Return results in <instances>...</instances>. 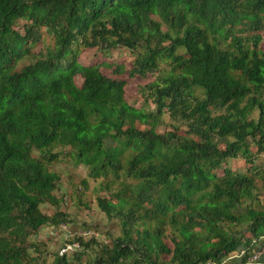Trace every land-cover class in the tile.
Wrapping results in <instances>:
<instances>
[{
    "label": "trees",
    "instance_id": "obj_1",
    "mask_svg": "<svg viewBox=\"0 0 264 264\" xmlns=\"http://www.w3.org/2000/svg\"><path fill=\"white\" fill-rule=\"evenodd\" d=\"M263 27L264 0H0V264H220L240 247L244 259L264 236V203L253 174L221 165L241 158L254 169L249 141L264 152ZM81 47L136 50L128 76L156 72L140 88L154 112L131 107L124 82L103 76L100 64H80ZM164 114L185 134L178 124L157 133ZM59 147L88 178L119 182L95 201L119 219L121 235L106 245L76 233L66 243L73 254L45 263L31 236L70 222L58 209L59 176L46 168ZM259 180L264 194V174ZM43 204L57 209L48 215Z\"/></svg>",
    "mask_w": 264,
    "mask_h": 264
},
{
    "label": "rangeland",
    "instance_id": "obj_2",
    "mask_svg": "<svg viewBox=\"0 0 264 264\" xmlns=\"http://www.w3.org/2000/svg\"><path fill=\"white\" fill-rule=\"evenodd\" d=\"M23 24L19 21V25ZM165 26H162V30H165ZM262 41L260 43L259 49L264 52V27L260 31ZM50 40L45 39V43L48 44ZM45 43H39L34 45L31 49L30 54H36ZM136 50L130 51L125 48H117L114 50H109L103 53L96 47H81L77 54L76 60L82 65H93L100 64L99 71L103 76L108 79L123 81V99L133 108L142 109L147 114L154 112V105L150 101H146V98L142 97V93L147 94L146 90L141 91L140 88L144 87L148 83L152 82L156 76V72L153 74H147L143 78L137 76L129 77L128 72L131 68V63L133 57L136 54ZM180 52V50L178 51ZM29 59H22L19 61L15 67V70L19 69L24 63L28 62ZM169 65L166 63H159V71H167ZM73 81L76 86L81 83V78L76 75L73 77ZM251 119L258 118V112L254 111L250 115ZM179 126L176 129V133L180 135L185 134V125L180 121H174L169 115L164 114L160 118V122L156 127V132L159 134L168 133L169 130L174 129V125ZM137 126L138 123H137ZM141 128L148 129V125H142ZM250 150L253 156V166L254 169H250L241 158L230 159L221 165V168L227 167L232 172L245 173L247 175H254L255 187L257 188V197L260 203H264V194L261 190L259 177L264 174V155L263 152L258 155L255 154L257 147L252 141H249ZM223 148V145H220ZM68 149V148H67ZM65 149V151H67ZM64 149L56 148L55 151L60 153ZM58 154V157L51 162L46 163V168L49 172H55L59 176V186L62 188L59 197L58 209L62 212L68 214L67 222L64 226H59L58 228L52 227L51 225L42 226L39 231L31 236V241L36 242L39 246V255L43 258V261L47 263L51 260L54 253H59L62 248L65 247L67 240L72 239V236L76 233L86 232L85 239H90V235H97L98 239L110 245L112 240L117 236L121 235L120 222L117 217L108 219L107 216L100 210L95 198L110 197V193L115 192L120 188L119 182L108 174L106 177H99L96 179L87 177L86 166L80 162H74L68 155L64 152ZM126 156V154L124 155ZM126 157L123 158V160ZM121 171L119 174L121 175ZM217 175H221L220 170L216 171ZM84 178L86 180V187L80 184V179ZM108 186L109 189H105ZM41 209L48 215H51L57 209L53 205L43 204ZM154 221L152 225H154ZM226 227V224H224ZM162 229V239L167 247L171 250L173 243L171 240V235L173 232V227L169 220H167L161 226ZM226 229H230L229 227ZM231 230L236 232L242 230L241 225H233ZM83 248L81 247V250ZM100 246H95L94 248L85 247L83 254L80 256L79 261H83L85 254L93 256L94 251L99 252ZM68 255L73 254V249L68 250ZM170 254H163L160 256L161 259L167 260ZM73 264H77L73 260Z\"/></svg>",
    "mask_w": 264,
    "mask_h": 264
},
{
    "label": "built area",
    "instance_id": "obj_3",
    "mask_svg": "<svg viewBox=\"0 0 264 264\" xmlns=\"http://www.w3.org/2000/svg\"><path fill=\"white\" fill-rule=\"evenodd\" d=\"M262 155H264V154H262ZM262 238H263L262 240L264 241V237H262ZM73 246H74V244L65 245V247L61 249L60 254H63L64 252H67L68 250H72ZM245 253H246V250L245 249H241V250L236 252V255L235 254H233V255L235 257H240V256L244 255ZM263 253H264V242L261 245V248H259L258 250L252 252L249 256H247V258H246L247 263H253ZM233 255H231V256H233ZM204 264H217V263L210 260V261L205 262Z\"/></svg>",
    "mask_w": 264,
    "mask_h": 264
},
{
    "label": "crops",
    "instance_id": "obj_4",
    "mask_svg": "<svg viewBox=\"0 0 264 264\" xmlns=\"http://www.w3.org/2000/svg\"><path fill=\"white\" fill-rule=\"evenodd\" d=\"M263 240H258L253 244V247L249 250V253L254 252L261 248V245L263 244ZM232 257V258H231ZM230 257V261L227 264H252V263H247V261L242 262L239 258H236L234 256ZM255 264H264V253L261 254V256L258 257L257 261Z\"/></svg>",
    "mask_w": 264,
    "mask_h": 264
},
{
    "label": "clouds",
    "instance_id": "obj_5",
    "mask_svg": "<svg viewBox=\"0 0 264 264\" xmlns=\"http://www.w3.org/2000/svg\"><path fill=\"white\" fill-rule=\"evenodd\" d=\"M263 154H264V152H263ZM262 237H264V236H261L260 238H258L257 240L255 239V240H253V242L255 243V242H257L258 240H262L263 238ZM241 249H245L244 247H240V248H238V249H236V250H234V251H232L231 253H229L228 255H226V256H224L222 259H221V261H220V264H227L230 260V257H231V255H233V254H235L236 255V252L237 251H239V250H241ZM246 250V249H245ZM246 253H247V250H246ZM245 253V254H246ZM252 253V252H251ZM251 253H249L247 256H249ZM244 254V255H245ZM244 255H242V256H240V257H236V258H239L242 262H244V261H246V258H247V256H245V258L244 259H242V257L244 256ZM234 256V255H233ZM235 257V256H234ZM232 258V257H231ZM212 261V260H211ZM223 261V262H222ZM257 261V260H256ZM256 261H254L252 264H255L256 263ZM215 262V261H214ZM217 263V262H216ZM218 264V263H217Z\"/></svg>",
    "mask_w": 264,
    "mask_h": 264
}]
</instances>
